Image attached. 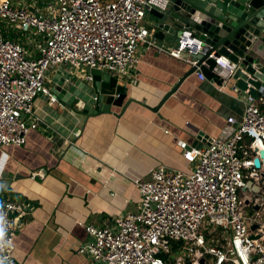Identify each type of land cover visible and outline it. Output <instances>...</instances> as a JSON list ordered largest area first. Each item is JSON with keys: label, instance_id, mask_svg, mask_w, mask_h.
Listing matches in <instances>:
<instances>
[{"label": "built area", "instance_id": "2783aa9c", "mask_svg": "<svg viewBox=\"0 0 264 264\" xmlns=\"http://www.w3.org/2000/svg\"><path fill=\"white\" fill-rule=\"evenodd\" d=\"M169 4L38 0L24 5L0 0V149L24 145L28 132L41 123L35 114L38 97L59 104L48 82L52 69L63 70L59 75L65 81L75 79L68 76L72 69L127 76L142 45L187 63L204 80L198 66L202 41L190 26L182 25L175 46L169 47L144 25L150 11L165 12ZM4 29L14 32L17 41L6 38ZM222 56L213 72L225 82L238 65ZM210 58L216 57L212 53ZM79 77L91 81L88 73ZM236 93L244 105L240 121L227 118L219 135L198 148L178 141L187 171L160 166L148 179L135 178L140 196L135 212L103 227H84L88 241L78 253L89 264H173L174 256L184 264H264V163L260 160L259 169L253 163L262 149L259 142L264 146V86L253 95L248 89L237 88ZM26 208L0 193V264L13 263L12 216Z\"/></svg>", "mask_w": 264, "mask_h": 264}, {"label": "crops", "instance_id": "0c3cea01", "mask_svg": "<svg viewBox=\"0 0 264 264\" xmlns=\"http://www.w3.org/2000/svg\"><path fill=\"white\" fill-rule=\"evenodd\" d=\"M157 22L150 13L144 18L155 32L152 24ZM3 33L18 39L9 29ZM157 40L176 44L168 35ZM138 50L139 61L127 76L110 74L125 93L109 113L85 116L38 97L35 114L41 123L28 132L24 145L0 149L2 198L27 206L12 216V264H89L78 253L88 241L84 227H103L135 212L140 200L135 178L148 179L160 166L187 171L178 141L198 148L219 135L227 118L241 120L244 105L232 78L218 84L198 79L195 72L154 112L191 67L152 47L140 45ZM62 71L49 72L51 89Z\"/></svg>", "mask_w": 264, "mask_h": 264}, {"label": "water", "instance_id": "95a60500", "mask_svg": "<svg viewBox=\"0 0 264 264\" xmlns=\"http://www.w3.org/2000/svg\"><path fill=\"white\" fill-rule=\"evenodd\" d=\"M169 2L171 7L165 13L150 11L158 20L152 24V27L158 29L155 32L157 39L163 40L164 36L168 35L176 42L179 28L185 23V27H192L198 39L202 41L203 52L198 66L205 79L218 84L224 82L213 72L216 65L214 59L210 58L213 53L215 57L224 55L230 62L238 65L231 78L240 91L248 89L253 95L260 86H264V54L261 55L264 52V0H169ZM194 71L195 68L191 67L154 112ZM88 75L91 81L79 78L65 81L63 76L57 74L53 80L52 93L59 102L82 115L109 113L111 106L119 105L125 89L118 86V79L106 71L93 69ZM259 144L262 147L259 150V158L256 157L253 161L257 169L261 166L260 160L264 163V146L261 142ZM247 186L253 192L258 191L257 187L252 186V182H248ZM256 209L255 207L254 210ZM255 229L256 225L250 227L251 231ZM256 238L258 236H250V239Z\"/></svg>", "mask_w": 264, "mask_h": 264}, {"label": "rangeland", "instance_id": "374dc122", "mask_svg": "<svg viewBox=\"0 0 264 264\" xmlns=\"http://www.w3.org/2000/svg\"><path fill=\"white\" fill-rule=\"evenodd\" d=\"M72 70H71L72 74L68 75L71 78H77L80 75H83L84 73L87 74L89 72V70H87V69H84V72H82L81 69H72ZM63 74H66L67 75V72H63ZM259 195H261V193ZM173 264H184V263L183 262L177 263L176 256H174V263Z\"/></svg>", "mask_w": 264, "mask_h": 264}, {"label": "trees", "instance_id": "16d2710c", "mask_svg": "<svg viewBox=\"0 0 264 264\" xmlns=\"http://www.w3.org/2000/svg\"><path fill=\"white\" fill-rule=\"evenodd\" d=\"M175 247H176V245L175 244H172V252L174 253L176 250H175ZM165 259H167L166 257H165Z\"/></svg>", "mask_w": 264, "mask_h": 264}]
</instances>
